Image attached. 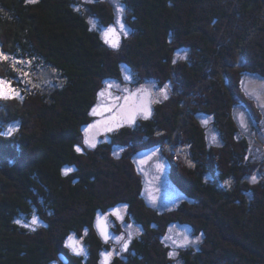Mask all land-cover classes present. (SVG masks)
<instances>
[{
    "label": "trees",
    "instance_id": "obj_1",
    "mask_svg": "<svg viewBox=\"0 0 264 264\" xmlns=\"http://www.w3.org/2000/svg\"><path fill=\"white\" fill-rule=\"evenodd\" d=\"M122 3L130 34L112 48L102 30L116 13L103 0H0V51L29 74L0 62V77L22 97L0 100V264H102L114 248L96 222L116 207L143 234L109 264H264V164L235 115L264 117L243 87L247 77L264 79V0ZM127 71L137 85L167 86L169 97L85 149L102 90ZM153 149L186 198L170 213L144 196L136 158ZM174 225L201 240L178 259L165 241Z\"/></svg>",
    "mask_w": 264,
    "mask_h": 264
},
{
    "label": "rangeland",
    "instance_id": "obj_2",
    "mask_svg": "<svg viewBox=\"0 0 264 264\" xmlns=\"http://www.w3.org/2000/svg\"><path fill=\"white\" fill-rule=\"evenodd\" d=\"M84 1L94 2L95 0ZM103 1L109 3L116 13V23L109 27L113 28L115 32L106 36L105 31L108 28L102 30L104 39L108 41L106 43L110 47L118 48L123 38L130 34L125 23L126 6L123 5L122 0ZM118 6L123 7V13L117 11ZM120 23H123L127 35L120 31ZM113 35L116 37L117 47H113L111 44ZM49 77L52 78V76ZM133 79L132 74L127 71L125 72L124 82L108 81L106 83L105 89L101 92L104 94H100L98 104L93 111L95 121L83 132L82 143L85 149H94L102 141L108 140V136L119 127L130 125L140 118H149L152 116L154 104L160 103L161 100H166L169 97V91L166 88L159 89L155 83L149 81L137 85ZM243 87L248 97L254 100L264 116V79L247 77ZM165 95L167 96L166 99L164 98ZM133 113V118L129 119V115ZM235 115L244 131L242 133L252 141L253 157L264 164V117L259 124H256L243 108L236 109ZM199 120L207 129L209 140L212 144L218 146L220 138L216 132L217 130L212 126L211 118L202 115ZM86 139L94 140L95 147H90L89 144L85 143ZM136 162L143 175L144 196L154 209L159 210L161 213H170L185 201L186 198L171 184L168 178V163L162 157L159 149L140 153L136 158ZM117 209L120 210L119 213L116 212ZM99 217L102 218L99 222V230L107 235V239L103 235L105 242L111 243L114 248L111 252L103 253L102 264H109L115 256H119L126 249L124 247L125 243L129 247L135 237L143 234V230L133 221H128V209L126 207H116L109 214L99 215ZM118 229L121 233H117ZM121 237L123 239H120ZM73 238L74 241H78V244H76L77 249H83V251H73L69 244L68 246L74 253L83 255L84 248L80 239ZM165 241L172 248V256L175 259H178L180 253L187 247H194L201 242L200 237L195 236L188 227L177 225L170 228L169 236Z\"/></svg>",
    "mask_w": 264,
    "mask_h": 264
},
{
    "label": "snow or ice",
    "instance_id": "obj_3",
    "mask_svg": "<svg viewBox=\"0 0 264 264\" xmlns=\"http://www.w3.org/2000/svg\"><path fill=\"white\" fill-rule=\"evenodd\" d=\"M28 2L34 3L35 0H28ZM117 11L119 13H123L124 9H123V7L118 6ZM120 31L122 33H124L125 35H127V32H126V30L124 28L123 23H120ZM114 32H115V30L113 28H108L105 31V35L107 36L109 33H113L114 34ZM106 42H108V41H106ZM111 44H112L113 47H117L118 46L117 42H116L115 35H113V39L111 41ZM0 62H10L11 66L13 67V69H15L18 72H20V74L23 77H27L29 75L26 71H23L22 69H16V65L17 64L23 65L25 63L24 61H20V60H16L15 58H11L7 54H5L3 51H0ZM27 63L30 64L31 61H28ZM27 82L31 83L30 80H28ZM165 88H167V86H165ZM103 94L104 93H101V95H103ZM164 98L166 99L167 96L165 95ZM10 99H21L22 100V97L20 96L19 90H17L16 88L12 87L11 81H8V80L0 78V100H10ZM133 115H134V113L130 114L128 118L132 119ZM13 131H14L13 128H9L8 129V134L11 135ZM85 143L89 144L90 147H95V141L94 140L86 139ZM76 150L78 152L81 151L79 147ZM71 170L72 169H66L65 172L67 173L68 171H71ZM255 179H256V177H252V181L253 182H255ZM119 211H120L119 209L116 210L117 213H119ZM101 219H102L101 217L97 218V227H98V229L100 228L99 222H100ZM17 223H21V221H17ZM38 223H39L38 219L35 216H33L31 224L35 225V224H38ZM24 226L30 227L31 225H24ZM85 234H87V232ZM101 234L105 235V233L102 230H101ZM107 238H108L107 235H105V239H107ZM120 239H123V237H121ZM68 243H69V246L73 248V251H83V249H77L76 244H78V241H74L73 237H69V242ZM124 247L125 248L127 247L126 243H125Z\"/></svg>",
    "mask_w": 264,
    "mask_h": 264
}]
</instances>
